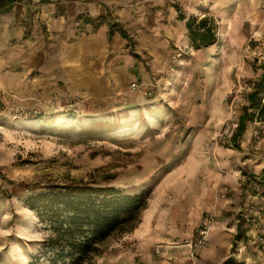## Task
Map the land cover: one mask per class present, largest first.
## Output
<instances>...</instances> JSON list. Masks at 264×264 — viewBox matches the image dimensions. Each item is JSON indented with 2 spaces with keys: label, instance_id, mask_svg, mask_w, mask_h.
<instances>
[{
  "label": "rangeland",
  "instance_id": "rangeland-1",
  "mask_svg": "<svg viewBox=\"0 0 264 264\" xmlns=\"http://www.w3.org/2000/svg\"><path fill=\"white\" fill-rule=\"evenodd\" d=\"M17 2L29 10L23 38L6 54L7 77L0 75V264H29L37 252L46 231L26 199L48 187L95 181L148 192L149 208L163 192V208L169 206L181 175L208 165L215 148L234 146L248 81L264 64V0H16L12 6ZM46 5L65 17L76 38H102L88 48L86 82L83 75L52 80L43 70L58 40L47 30ZM176 5L186 20L211 18L217 42L196 49ZM96 18L103 19L98 28L90 22ZM112 22L129 39L117 32L110 40ZM252 126L238 150L256 164L264 159V127ZM252 217L244 213L241 222L252 225ZM160 245L153 254L171 256ZM138 252L132 232L115 235L93 264H143L133 258Z\"/></svg>",
  "mask_w": 264,
  "mask_h": 264
},
{
  "label": "crops",
  "instance_id": "crops-1",
  "mask_svg": "<svg viewBox=\"0 0 264 264\" xmlns=\"http://www.w3.org/2000/svg\"><path fill=\"white\" fill-rule=\"evenodd\" d=\"M262 2L254 0L253 3L257 5ZM47 5L48 11L43 13L48 15L47 30L58 40L52 43L50 58L42 61L43 70L48 71L52 80L64 78L71 82V79L83 75L81 80L86 82L88 48L101 45V40L98 42L101 37L94 34L88 38L84 34L76 38L65 17L56 15L53 8ZM0 10V75L5 79L4 70L9 61L6 54L13 51V40L24 36L22 21L26 19L29 6L17 2ZM102 32L103 29L100 35ZM25 42L21 49L25 47ZM252 125L248 126L246 140H250ZM263 177L264 159L256 164L247 163L233 146L215 148L208 165H197L194 176L181 175L178 182L175 181L180 185L172 186L173 197L169 206L163 208V199H168L163 192L150 201V208L147 207L142 221L132 231L138 240L139 251L133 256L134 260L139 257L143 264H231L230 259H234L246 264H264V251L257 250L253 245L254 236L264 231V220L258 225H249L241 222L243 218H240L244 213L254 215L258 208L264 213ZM208 214L214 220L205 246L196 251L189 244L168 249V243L192 240L195 229ZM158 244L167 249L171 256H155L151 248Z\"/></svg>",
  "mask_w": 264,
  "mask_h": 264
},
{
  "label": "trees",
  "instance_id": "trees-1",
  "mask_svg": "<svg viewBox=\"0 0 264 264\" xmlns=\"http://www.w3.org/2000/svg\"><path fill=\"white\" fill-rule=\"evenodd\" d=\"M16 0H0V9ZM178 19L186 20L181 7L176 5ZM101 18V17H99ZM90 19L98 28L103 19ZM103 18V17H102ZM188 35L196 49L217 42V26L207 16L191 15L186 20ZM129 39V34L118 22L109 24L108 37L115 33ZM255 80H249V91L232 135L233 147L240 149L239 139L254 123L264 127V64ZM254 182H257L252 177ZM260 183V182H258ZM148 192L130 193L114 185H97L95 181L74 180L62 186L46 188L31 194L26 204L36 212L46 231L37 252L29 264H93L102 254V244L112 236L132 232L142 221L148 207ZM231 264H246L230 259Z\"/></svg>",
  "mask_w": 264,
  "mask_h": 264
},
{
  "label": "built area",
  "instance_id": "built-area-1",
  "mask_svg": "<svg viewBox=\"0 0 264 264\" xmlns=\"http://www.w3.org/2000/svg\"><path fill=\"white\" fill-rule=\"evenodd\" d=\"M134 87L136 84H133ZM261 177L258 179L260 181ZM214 220V217L210 214L206 215L201 222V224L195 229L194 237L192 241L189 243L193 251L198 250L199 248L203 247L207 243V237L209 233V229L212 225V222ZM248 221H252V225H258L264 220V213L261 209H256L254 212V217L248 218ZM253 244L257 249H260L261 251H264V231L262 233H257L254 236V242ZM157 251H159L157 249Z\"/></svg>",
  "mask_w": 264,
  "mask_h": 264
}]
</instances>
